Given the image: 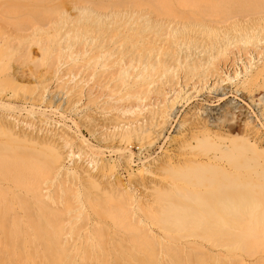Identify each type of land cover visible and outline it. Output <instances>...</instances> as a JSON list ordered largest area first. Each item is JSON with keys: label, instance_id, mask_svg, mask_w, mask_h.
Returning <instances> with one entry per match:
<instances>
[{"label": "bare ground", "instance_id": "obj_1", "mask_svg": "<svg viewBox=\"0 0 264 264\" xmlns=\"http://www.w3.org/2000/svg\"><path fill=\"white\" fill-rule=\"evenodd\" d=\"M36 1L43 0L31 2ZM11 6L16 8L18 3ZM73 8L76 15L71 21L81 30L88 65L123 62L128 66L117 73L104 74L101 68L94 72L97 77L93 83L100 87L99 93L104 86L108 91H119L118 97L130 98V108L140 107L143 100L151 98L156 102L140 121L136 119L109 135L126 144L119 151L120 157L128 159L126 147L131 141L142 147L162 140L160 145L167 146L148 164L142 161L139 170L156 177L139 194L120 183L115 174H111L113 179L106 174V169L112 173L116 164L105 165L100 152L90 156L100 172L81 175L82 188L68 186L64 180L51 188L59 166L70 169L62 164V153L48 133L52 121L43 119L47 128L40 133L16 129L0 115V256L22 259L30 254L43 256L45 264H80L74 256L84 254V258L93 260L92 255L96 258L104 253L100 257L104 256L105 264V249L103 252L98 233L107 230V234L117 233L119 241L130 239L135 231L141 234L138 237L147 239L151 249H144L147 245L144 239L140 241L143 244L139 242L140 237L137 240L134 236V243L143 245L146 253L156 250L160 258L157 264H169L164 260L166 255L186 259L218 256L225 257L226 264H264V136L258 129L264 126V94L255 99L251 95L264 87V62L249 70L246 77L233 79L231 89L214 81L208 90L211 95H202L191 106L184 105L188 97L184 100L178 94L164 102L165 88L174 91L179 76L184 84L195 85L218 72L211 58L219 57L227 63L230 53L231 63L240 59L236 43L244 42V52L252 49L263 57L259 40L264 33V0H78ZM6 9L4 12H8ZM226 21L232 23L220 29L219 23ZM21 34L0 33V93L4 87L19 89L23 85L17 78L32 70L20 67V62L29 57L23 55ZM231 44L236 48L230 49ZM63 61L67 60L59 63ZM11 62L18 63L13 73ZM59 63L56 71L62 70ZM92 87L88 86L84 94L88 102L95 101ZM238 94L249 101L243 102L246 112ZM29 101L30 108L52 110L50 104L33 107L35 99ZM60 137L66 143L71 138L66 134ZM76 145L82 150L80 144ZM99 177H105L103 184ZM75 201L82 202L95 216L89 230L93 238L101 237L99 246L92 238L83 246L69 242L70 234L78 228L76 213L89 218L87 211L74 214ZM118 224L124 229L134 228V233L130 230L123 236L115 227ZM110 227L115 229L109 232ZM170 231L181 237L186 231L187 235L170 244L167 238L178 236ZM123 247L114 250L122 249V256L129 258L127 253L134 246ZM136 248L131 253L134 259L129 258L133 263L137 260ZM106 251L112 253V249ZM149 257L146 254L143 261L134 264H143ZM118 258L114 264L121 263ZM98 259L86 264H100Z\"/></svg>", "mask_w": 264, "mask_h": 264}, {"label": "rangeland", "instance_id": "obj_2", "mask_svg": "<svg viewBox=\"0 0 264 264\" xmlns=\"http://www.w3.org/2000/svg\"><path fill=\"white\" fill-rule=\"evenodd\" d=\"M14 1L18 3L16 8L11 6V4L15 6L16 3ZM31 1L32 0H0V33H15L17 31L22 32V34L19 35L21 36V48L25 50L22 52L23 55H29V57L23 62H20V67L25 70H31L32 68L30 74L25 77L17 78V81L23 85L19 89H10L8 87H4L5 90L0 93V115L4 117L6 123L11 124L12 127H15L16 129L22 128L24 130L39 131L40 133L43 132V130H41L43 127L45 129L47 128L46 124H44L42 120L48 118L52 121L48 127V129H50L48 130V133H50L55 147L62 153V164L64 167H69L70 169L64 170L61 168L62 166H59L55 172L56 177L52 178L53 181L50 185L51 188L55 187L53 184L58 183L59 180H64L68 186L78 189L82 188L80 178L81 175L86 174L87 172L91 174H98L100 172V169L96 167L92 161H90V156L98 155L97 152H100V159L105 165L116 164V167L112 173L109 169H106V174H110L109 177L111 179H113L111 174H115L118 176L120 183L132 189L134 193L139 194L150 185L149 180L156 177L155 174H150L139 170L142 165V161L144 160L143 163L148 164L151 157L156 156L157 154H160L162 151H164L167 144L160 145L162 143L161 140L160 142H153L141 147L134 145V142L131 141V144L126 147L128 159H124L120 157L119 151L120 149H123L126 144L123 143V141H117L115 138L110 139L109 135L118 131L121 126L125 127L128 123L132 121L134 122L136 119L140 121L142 116L148 114L150 108L156 107L154 98H151L150 100H143L140 107H137L138 105H136L130 108V106L127 105L130 98L118 97L117 93L119 91H108V89L104 86L103 93H99L100 87L96 85L95 82L93 83L94 78L97 77L94 75V72H98V69L101 68V70L104 69V71H102L104 74H107L106 71H114L117 73L119 71H123V69L128 66H125L123 62L120 64L114 63L112 65L103 67H99V63L96 62L88 65L85 59V46L83 44V40L81 39V30L77 27H74V22L71 21V19H73L76 15V9H74L73 6L75 2H78V0H43L41 2L36 1V3ZM6 5H9V8L11 7L14 9H10V12L9 8H7L9 13L7 11V13L4 12ZM229 20H231V18ZM231 23L232 21L219 23V25L222 26H220V29L226 28ZM260 35L261 32L259 33V36ZM262 37L263 38L259 40V48L263 53V57H261V54H257L252 49L244 52V47L246 46L244 42L236 43L240 50V59L237 58L233 63H231L232 56L230 53L228 55V60H231L227 63H224L222 59H219V57L211 58L217 63L219 68L218 72L214 75H208L200 82H195V85H193V82L184 84L183 79L179 76L178 83L176 84L174 91L168 87L165 88L164 102L169 101L168 99L172 100L175 94H178L184 97V100L186 97H188L189 99L184 101V105L187 104V106H191L197 99H200L202 95H211V93H208V90L209 87L213 86L214 81L220 82L222 84H228V86H230L229 89H231V87H233L231 85V81L233 79L237 80L239 78L242 79L246 77L249 70H251L257 64L264 62V33ZM14 41H16V39H14ZM61 47L66 48L62 50ZM229 47L230 49L236 48L233 44L229 45ZM60 52H62L61 57L57 56L60 54ZM55 54L56 58H54ZM58 60L67 61H63L64 63L61 65ZM58 63L60 64L58 67L61 66L62 68L61 71H56ZM45 66L47 67L45 68ZM10 68L12 69V71H10L11 73L15 72V70L18 68V63L11 62ZM46 69H48V71ZM44 86H46V89L43 88ZM72 86H75L74 89H72ZM88 86H93L92 91L96 93L95 101L93 102H88L84 95L87 92ZM49 88L50 92L48 93L47 90ZM167 90L168 94L166 95ZM244 94L247 95L248 93L244 92ZM262 94H264V87H258L251 93L254 99L260 97ZM237 96L240 95L238 94ZM240 98L243 99L241 96ZM32 99H35L36 101L32 103L33 107H45L46 104H50L52 110L43 111L41 108H30L29 104H31V102L29 100ZM77 100H79V102L76 104L75 101ZM243 102L249 101L246 99L239 101L241 105H244L243 109L246 112L248 108L245 106V104H243ZM133 108H135V110H132ZM72 120L75 121V124L72 122ZM258 129L259 133L264 136V126H260ZM63 134L71 137L68 143H66L60 137ZM81 137L84 140L81 139ZM76 144H80L82 146V150H80ZM127 149L130 150V152ZM82 151H85V153H82ZM60 174H66L67 177L64 175L60 176ZM69 174L72 178L69 177ZM73 174L76 176L74 177ZM99 178L101 179L100 182L103 184L105 177ZM73 206L75 207L74 214L76 212L87 211L89 213V218L87 219L85 216L82 217L80 214L76 213V218H73L76 221L75 226L78 228L76 229V233L73 231L72 234H70L69 242H72V245L76 244L77 242V244L79 243L80 246H83L86 242L87 244L88 242L90 244L92 238L97 244V240H99L101 237L98 236V238L96 236L97 239L96 237L93 238L94 234L90 235L92 231L89 230V222L92 223V220L95 216L80 201H75ZM122 225L123 224L119 226L118 224V226L115 227L120 229L123 236H125V234H127L130 230H132L134 233V228L132 229V227L126 225L128 227H125L126 229H124V226ZM115 227L112 228L115 229ZM112 228H108V231ZM105 231L103 230V233ZM184 232L187 235V232ZM103 233L101 232L102 235L100 232L98 234L102 236L100 244H102L101 246L104 247L102 248V251L105 249V264H114V260L117 259V257L120 258H118L119 262H121L119 264H127L128 262L134 264L135 262L138 263V261H141V259L143 261L146 254H150L151 259L149 257L150 261H144L145 263L143 264H157L160 261L156 250L155 252L149 250L151 253H146L147 250L144 249H151L149 248L151 245L148 244L149 242H145L147 239L139 236L142 238L140 240L138 235L141 234H137L136 231L134 235H130V239H126L125 241H119L116 232H114L116 235L111 232L109 234L105 232L106 234L104 235ZM170 233H172V231H170ZM172 234H175L173 236H176L177 233ZM185 234L181 237L180 233H178L177 235H180V237H169L167 239L169 240L170 244H174L178 239H184L186 236ZM123 236L121 238H123ZM134 236L138 237L137 240L139 239V242L143 241L144 239V243H147L149 246L147 244V246H145L144 244V249L142 247L143 245L139 247V242L136 244L134 243L135 241H133ZM24 242L25 241L19 242V244L23 245ZM140 243L143 244V242ZM37 244L39 245L40 243ZM96 244L94 242L93 245H95V247L100 245L97 244L98 246H96ZM134 244H136V246L138 245V252L135 250L137 252L135 253L137 255H135V257H137L138 261L135 260L133 263L131 262L132 259L129 260V258L131 256L133 258L134 256V254H131L134 251L133 249L136 248ZM131 245L134 246H132L133 249H131V253L126 252L131 256L126 258L124 254L125 252L122 256L120 251L125 249L123 246H126L127 249L128 247L132 248L130 247ZM121 247L122 249L119 252L114 250L120 249ZM107 249H112V253L110 251V253L107 254V252H109L106 251ZM96 250H98V248ZM98 254L99 255H97L96 258L94 255H92L94 258L93 260L97 262L96 259L101 258V260L98 259V261L99 263L101 261V263L104 264L102 260V257L104 256L100 257V254L103 255L104 253ZM27 255L23 256L22 259H19L18 257L0 256V264H20V262H23L22 264H35L33 260L36 261V264H43L45 261L44 258H42L43 256L40 257V255H35L33 256L36 259L35 260L32 256H30V254ZM80 255L78 254L74 256V261L79 262L80 264L91 263L93 261L87 258V254L85 255V258L83 257L84 254H82L81 257ZM217 257L218 256L204 258L202 256L197 257L196 255V257L193 256L189 257V259H186L183 257L177 256L175 258L171 255H166L164 260H166L169 264L227 263V259L225 257ZM17 260L19 263H17Z\"/></svg>", "mask_w": 264, "mask_h": 264}]
</instances>
